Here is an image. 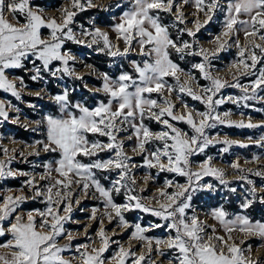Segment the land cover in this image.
<instances>
[{
  "label": "snow or ice",
  "instance_id": "6c2138e0",
  "mask_svg": "<svg viewBox=\"0 0 264 264\" xmlns=\"http://www.w3.org/2000/svg\"><path fill=\"white\" fill-rule=\"evenodd\" d=\"M68 5L60 9L57 18L45 15L32 0H0V91L21 99V90L27 88V84L23 77L14 74L17 70L30 73V80L44 85L57 81V87L61 88L54 95L43 88L36 92L39 99H44L41 95L44 92L56 105V112L22 125L26 130L32 124L36 125L33 131L43 129V139L25 145L33 149L28 155L39 157L46 153L56 157L42 164V173L37 176L13 170L11 164L17 154L25 162L27 156L23 150L18 152L0 144V154L4 157L0 159V180L29 176L16 191L22 193L27 187L33 193L31 197L23 194L0 197V237H10L0 243V249L4 250L0 253V264H156L151 259L153 251L157 256H167V264H264L251 258V244L242 247L244 240L238 244L233 238V233H239L264 240V221L254 220L247 214L254 204H264V194H258L256 183L245 175L250 173L264 179V169L242 168L238 160L228 165L248 187L240 194L239 213H230L223 205L209 213L224 232L223 236L218 234L215 225L200 219L192 204L197 192L215 190L214 185L201 183L204 177H214L227 193L238 192L236 187L230 186L224 169L213 164L214 157L206 155V149L223 144L220 150L223 153L234 144L247 145L226 136L221 139L218 133L210 136L207 130L218 125L261 126L252 123L250 117L247 123L243 119L234 121L230 111L220 113L217 109L226 102L245 108L252 107L249 101L264 103V96L260 95L264 92V67H257L264 60V0H118L109 6H98L94 0H68ZM185 6L194 9L191 27ZM97 7L102 11L120 10L118 16L112 17L118 23L110 26L114 38L109 31L95 26V18L89 21L92 27L82 24L78 30L74 27L78 14ZM218 12L223 13L222 30L209 41L215 47L208 49L200 45L197 34ZM165 17L172 19L165 22ZM44 29L48 30L47 35ZM69 42L103 54L114 64L134 54L141 59L128 61L131 71L123 70L121 64L115 76L97 72L94 65L84 63V67L91 70L90 74L100 81L93 92L77 70V63L83 60L66 47ZM231 46L237 48L238 58L227 69L231 75L229 82L218 74L220 70L213 71L212 59ZM190 57L200 59L191 63V70H185L180 62ZM193 71L199 74V80ZM242 76L255 79L242 84ZM66 78L80 81L84 89L93 95L103 94L105 99L92 107L83 99H75L77 89L70 87ZM200 80L207 83L201 84ZM226 87L238 88L242 95L221 96ZM184 96L198 101L204 110L190 107ZM9 111L19 113L20 109L0 100V124L10 119ZM146 121L160 125V130L154 131ZM11 123L20 124V116L11 118ZM181 123L191 132L177 126ZM125 141H134L131 151L143 157L142 165L131 162ZM11 143L19 142L12 140ZM255 143L264 147V136ZM105 152L109 154L107 158L101 157ZM200 155L205 158L195 162L196 170H193V157ZM259 160L260 157H254L245 163ZM137 167L174 173L185 177V183L166 180L155 195L145 198L139 194L145 189L137 188L133 172ZM111 173H115V178ZM152 179L148 171L143 183ZM45 180L49 183L43 186L38 183ZM102 181L109 183L106 186ZM169 188L175 190L170 192ZM75 190L79 191V196ZM90 192L103 207L102 212L93 207L88 217L90 222L99 223L96 233L99 247L93 246L96 241L77 244L76 254L66 258L64 253L72 251L75 234L65 225L79 223L72 219L73 208L80 204V196L87 198ZM260 193H264V186L260 187ZM117 196H122L124 202L117 203ZM36 198H41L46 205L43 211L18 212L27 200ZM145 199H149V203H144ZM131 211L149 214L159 222H149L147 226L131 223L125 216ZM105 220L109 224L115 220L118 229L132 230L127 247L112 239L104 227ZM153 229H164L168 235L163 239L151 237L148 233ZM83 232L87 237V225ZM116 234L113 230L112 235ZM61 238L68 243L60 245ZM133 241L141 250H133ZM111 244H116L117 250L106 257ZM258 248H264V243Z\"/></svg>",
  "mask_w": 264,
  "mask_h": 264
},
{
  "label": "rangeland",
  "instance_id": "374dc122",
  "mask_svg": "<svg viewBox=\"0 0 264 264\" xmlns=\"http://www.w3.org/2000/svg\"><path fill=\"white\" fill-rule=\"evenodd\" d=\"M34 5H39L43 10L45 15L47 16H54L59 18L60 17V9L62 7H68V0H32ZM94 2L98 6H109L114 5L118 2V0H94ZM93 12V15L86 17L87 12ZM194 12V9L191 6H185V14L188 18V26H192V21L195 19V17L192 15ZM120 13L119 9H113L110 11H102L99 7L89 9L86 12L80 13L76 17V25L74 27L78 30L79 25H84L85 27H92L93 25L89 24V21H91L93 18H95V26L100 27L102 30H106L110 32V35L113 36L114 34L110 31V26L114 23H118V20H113V16H118ZM11 22L15 23V20H12V17L9 15L8 17ZM170 18V19H169ZM171 17H165V20L168 22L171 21ZM201 19L203 17L201 16ZM22 20V18H21ZM222 21H223V13H217L213 20L206 25L204 28L200 30V32L197 34V37L199 39L200 45L208 48L213 49L215 47L214 44L209 43V41H212L216 35H218L222 30ZM44 34L47 35L48 30H43ZM185 39H188V37H185ZM232 39H235L234 37ZM241 43L244 42L243 35L240 36ZM259 42V41H258ZM229 43H232V40H229ZM67 48H70L71 51L77 55L78 57L82 58L83 63H77L76 67L79 73L84 76L85 80L89 84V88L92 89L94 92L96 87H99L100 81L96 78L95 75L90 74L89 69L84 67V63L92 64L97 69V72H108L109 74L115 76L118 74L120 69V65H123V70L131 71V66L128 63L129 60H139L141 57L137 55H132L128 59L119 60L117 63H113V60L103 54H97L95 51L89 48H85L80 45L72 44L69 42L66 45ZM122 47V45H121ZM237 48L235 46H231L226 48V50L221 51L218 53V55L212 59V68L213 71L216 72L219 71V75L225 77L226 79L231 82V75L228 73L227 69L231 65V63L235 60H237ZM199 57L196 58H188L185 61H181V66L183 67L185 65L186 70H191V63L199 61ZM258 68L264 67V60L261 61L260 64L257 65ZM233 71H235L233 69ZM16 76L23 77L25 83L27 84V88L21 90V99L17 100L14 96L11 95V93H6L3 91H0V100L7 102H10L13 106L20 109L19 113H16L14 111H9V117L10 119L8 121H4L2 124H0V144L8 147L9 149L15 148L18 150H23L25 153V156H27V162H25L24 158L20 157L18 154L16 156V159L12 162L11 168L13 170H20L22 172L29 173L30 175H39L44 171V168L42 167V164L49 161H54L56 159L54 154H46L41 153L39 157L36 156H30L28 155L29 152L33 151L31 148L25 147V145L32 144L36 140H40L44 138L43 135V129L40 128L37 131H33V128H36L35 124L30 125V127L26 130L22 125L24 123H27L29 121H35L42 118L44 114L47 113H55L56 112V105L53 104L45 95L44 92L41 93V95H44V99H39L35 93L39 92L42 88L45 89V92L56 94L57 92L61 91L60 87H57V81H51L53 87L55 90H49L47 85H44L41 82H34L29 79L30 73H25L22 70H17L14 73ZM193 74L197 76V79L199 80V74L193 71ZM255 79L254 76L252 77H240V82L242 84H248L250 80ZM65 82L70 87H75L77 89L76 94L78 95L75 99H83L87 102V104L92 107L95 106L97 101L105 99L103 94H95L93 95L92 92H89L88 90L84 89L80 81H72L68 80L66 78ZM170 83H174V81L170 80ZM201 84H206V81L200 80ZM155 95V94H154ZM221 96L227 97V96H233L238 97L242 95L240 89L238 88H230L226 87L223 89L220 93ZM260 95L264 96V92H260ZM80 96V97H79ZM184 100L189 104L190 107L195 108L197 110L203 111L204 106L200 104L198 101H193L190 97L184 96ZM177 103V107L179 108V102ZM252 107L245 108L243 106H237L233 103L226 102L225 104L221 105L217 111L220 113L230 111L232 113L231 119L234 121H239L243 119L245 123L248 122V118H251V122L254 124L261 125L260 127L256 128H239V127H228L224 125H218L216 128L208 129V134L210 136H215L217 133L219 134L220 138L223 139L225 136L234 141H239L240 143L246 144L247 147H240L239 144L232 145L228 152H221L220 150L225 146L223 144H216L214 146H210L208 149H206V155L214 157L213 164L216 167L224 169L227 179L230 182V186L236 187L238 192L237 196L241 199V193L243 192L244 188H247L248 185L244 181H240L239 177L234 174L233 169L229 168L228 165L233 163L234 161H239V164L242 168L245 169H252L253 171L257 169H264V147H260L255 141L259 140L260 137L264 136V111H256L255 109H264V103L255 102V101H249L248 102ZM29 104H35L36 108H31L28 105ZM243 113V116L241 115ZM28 114H30L32 117H30ZM20 116V124H13L11 123V118H14L15 116ZM2 119V118H0ZM146 123L149 124V126L154 131L160 130V125H157L155 122L152 121H146ZM178 127L183 129L184 131L191 132L190 128L186 124H178ZM19 128L21 131L29 132L28 140H20L16 139L14 137L15 134V128ZM249 137L252 139L249 140ZM100 139L105 140L106 138L101 137ZM12 140L18 141L19 143H11ZM126 149L128 151V154L132 156V163H135L137 165L143 164V157L140 155H136L132 153L131 146L134 144V141H125ZM109 154L108 153H101V157L107 158ZM254 157H260V160L253 163H245V161H252ZM4 157L2 154H0V159H3ZM205 158V155H200L193 157V170H196L195 162L201 161ZM150 171L151 175L154 177V179L150 180L147 184L143 183V177L146 172ZM133 172L137 179V188H143L145 189L143 192H140L139 194L145 198H151L153 195L157 193V190L164 187L166 180H174L178 183H185V177L177 176L174 173H168V172H160L157 173L156 169L148 170L144 167H137L133 169ZM56 174L53 173V176ZM245 175L248 176L249 179L253 180L257 185V191L258 194H264L260 193V187L264 186V179H261L260 177H257L255 175H251L250 173H245ZM110 176L112 178H115V173H111ZM29 176H17L15 178H6L3 180H0V197H3L5 194H11V195H26L28 197L32 196V191L28 189L27 187L23 188V192L16 191L23 187V181L27 180ZM237 181V185H232L231 183ZM106 186L108 185L109 181H102ZM40 185H46L49 183V181H38ZM201 183H210L214 185L215 190L214 191H199L195 194L192 204L193 207L196 209V214L200 217L201 220L205 221L208 225H215L218 230L219 235H224V232L220 229V226L217 224L215 220L211 218L209 213L212 211V209L217 208L220 206V204L213 205H206L204 201H207L208 195L205 194L208 193L209 195L213 196L216 194L217 187L218 190V197L225 199V189L222 185H220L219 181L216 180L214 177H204V179L201 181ZM243 186V187H242ZM12 189L13 191L11 193H8L7 190ZM175 189L169 188L168 191H174ZM76 196H79V191L75 190ZM117 203H123V197L117 196L115 197ZM118 199H121V201H118ZM239 198L234 197V205H238V212H240L239 208ZM80 204L78 206H74L72 211V219L75 221H79V223H68L65 225V227L69 230H72L75 234V238L72 240V251L64 253L66 258H71L73 255H75V246L77 244H83V243H89L91 244L92 241H96L95 245L96 247H99V239L96 235L97 231L99 230V223L97 221L90 222L88 220V217L91 215V209L93 207H97L101 209V212L103 211V207L101 204V201L99 199H93L91 196V192L89 193V196L87 198L80 196ZM204 202V203H203ZM216 203V201H214ZM213 202V203H214ZM144 203H149V199H145ZM218 203V202H217ZM264 213V204L256 203ZM202 206L204 208H202ZM46 205L41 202V198H36L35 200L29 199L24 204L20 206L18 209V212L20 213H27L29 211L38 209L40 211H43L45 209ZM232 213L231 211H229ZM130 216H132L133 220H128L131 223L140 222L143 226H147L149 222H159L157 221V218L142 213L139 211H131L128 212ZM125 213V214H128ZM191 214V213H190ZM236 214V213H233ZM98 219L100 216V213L97 214ZM254 219V218H253ZM37 220H39V217H37ZM254 220H261V219H254ZM264 221V215H262V220ZM88 226V233L87 237L85 236L83 229L85 226ZM104 227L107 230L108 234L112 236L113 240H119L122 244H124L125 247L128 246V237L130 235L131 229L123 230L116 228V221L114 220L111 224L105 220ZM113 230L116 231V235H112ZM210 231V229L208 230ZM149 236L163 239L166 238L168 233L164 229H153L148 233ZM89 237L91 239H89ZM233 238L235 241L239 244L241 240H244V245L242 247H246L248 244L252 245V252H251V258L254 261H264V248H258V245L264 243V240H261L259 237L255 236H248L244 237L239 233H233ZM10 239L9 236L0 237V243L4 242V240ZM68 243L65 239L61 238L59 240L60 245H64ZM133 250L139 251L141 250V246L133 241L132 242ZM116 244H111L108 251L105 253L106 257H110L116 250H117ZM155 247V246H153ZM165 253H168L170 256L171 253L168 249L163 248L162 249ZM4 250L0 249V253H2ZM167 256L161 257L157 256L156 252L153 251L151 254V259H154L156 264H167Z\"/></svg>",
  "mask_w": 264,
  "mask_h": 264
},
{
  "label": "trees",
  "instance_id": "16d2710c",
  "mask_svg": "<svg viewBox=\"0 0 264 264\" xmlns=\"http://www.w3.org/2000/svg\"><path fill=\"white\" fill-rule=\"evenodd\" d=\"M89 14L92 16L93 15V12H90V11L87 12L86 17L89 16ZM165 22H168V21L165 20ZM183 67L185 68V65ZM47 87H48L49 90H55L51 82L47 85ZM74 97L77 98L78 95L76 93H74ZM28 115L30 117H32L30 114H28ZM28 135H29V132L28 131L27 132H24V131H21L17 127L15 128L14 137L16 139H20V140L27 141L28 140ZM231 184L232 185H234V184L237 185L238 182L237 181H234ZM218 190H219V188L217 187L216 194L213 195V196H211V195H209L208 193L205 192V194L208 195L207 201H204L205 204L206 205H213V206H216L215 204H220V205H223L227 211H231L232 213H237L238 212V208H237L238 205H234L233 202H234V197H237L239 199H240V197H238L236 194L233 195L231 193L225 192V196L228 197V199L225 200L224 197H222V198H219L218 197ZM118 201H121V199H118ZM214 201H216V203ZM202 208H204V207L202 206ZM247 214L250 215L254 219H261V220H262V215H264L263 211L261 209H259V207H258L257 204H254L250 209H248ZM125 216L127 217L128 220H133L132 216H130L129 213L128 214H125Z\"/></svg>",
  "mask_w": 264,
  "mask_h": 264
}]
</instances>
